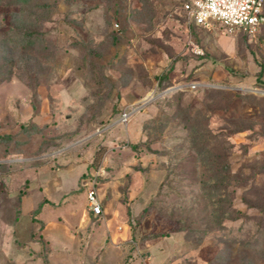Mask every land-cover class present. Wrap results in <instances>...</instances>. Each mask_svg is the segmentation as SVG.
I'll use <instances>...</instances> for the list:
<instances>
[{
  "label": "rangeland",
  "instance_id": "rangeland-1",
  "mask_svg": "<svg viewBox=\"0 0 264 264\" xmlns=\"http://www.w3.org/2000/svg\"><path fill=\"white\" fill-rule=\"evenodd\" d=\"M181 3L0 0V264H264V24L188 25ZM42 194L68 247L41 223L16 245Z\"/></svg>",
  "mask_w": 264,
  "mask_h": 264
},
{
  "label": "built area",
  "instance_id": "built-area-1",
  "mask_svg": "<svg viewBox=\"0 0 264 264\" xmlns=\"http://www.w3.org/2000/svg\"><path fill=\"white\" fill-rule=\"evenodd\" d=\"M263 3L264 0H182L181 6L188 25L210 29L214 23H219L229 30L254 36L264 23ZM114 25L118 26L116 23ZM187 44L191 52L203 54L202 47L191 36ZM129 114L124 111L121 119L126 120ZM81 187L86 192L89 212L92 215L100 214L101 201L93 174L81 179Z\"/></svg>",
  "mask_w": 264,
  "mask_h": 264
},
{
  "label": "crops",
  "instance_id": "crops-1",
  "mask_svg": "<svg viewBox=\"0 0 264 264\" xmlns=\"http://www.w3.org/2000/svg\"><path fill=\"white\" fill-rule=\"evenodd\" d=\"M78 176V175H77ZM77 190H79V187L77 188V177L74 179V182L72 184V186H70L69 188L67 189H64V186H63V189L62 191L59 192V197H63V196H67V197H71L72 195H76L75 193H77ZM26 193H27V188H26V191L23 192V195L20 196V205H22L25 201V196H26ZM69 199V198H68ZM54 199L50 196V195H44L42 194L41 198L38 199L37 201H35L34 203H32V205H30V207H28L27 210V214L30 218V225L28 226V230H27V235H26V238L23 239L21 237H19L18 235V231L16 229V226L14 227V231H15V235H16V245L18 246H21L23 244H26L28 243L29 240L32 239L31 237V234L32 232L34 231L35 227H36V223H39V222H42V228L40 229V238L43 240V241H46L50 246H53L57 243H64L63 247H68V245L65 243V241L67 243H73L74 241V234H71L70 232V229H69V226L68 227H62L60 226L58 223H64V222H58V221H54V219H44L43 220V217H37L36 214L33 215V211L38 207V205H40V209H39V212H41V207H42V204L44 202H52L54 203L53 201ZM68 201V200H67ZM58 202L54 203V205H57ZM20 210H22V207L20 206ZM38 212V213H39ZM89 215H92L90 212H89ZM36 219V221L33 220V217ZM93 216V215H92ZM19 221V215L16 217V223ZM87 221L86 222V227L90 226V224L92 223V219L89 218V216H87ZM65 224V223H64ZM57 228H61L62 232L64 233V239L60 238L56 233H57ZM66 245V246H65ZM4 255V254H3ZM5 257V256H4ZM6 260V264H7V258H5Z\"/></svg>",
  "mask_w": 264,
  "mask_h": 264
},
{
  "label": "trees",
  "instance_id": "trees-1",
  "mask_svg": "<svg viewBox=\"0 0 264 264\" xmlns=\"http://www.w3.org/2000/svg\"><path fill=\"white\" fill-rule=\"evenodd\" d=\"M22 2L25 1V0H21ZM263 12H264V3H263ZM264 24V23H263ZM262 24V25H263ZM195 26V25H193ZM260 68L256 74V83L261 85L262 87H264V78H262V74H263V64H259ZM217 91H221V89H217ZM192 107V106H191ZM196 117V115H191L190 114V108H188V110L185 112L184 116L182 117L181 121L182 123L185 125L186 129L188 130V132L191 134L193 132V122L192 120ZM2 136H0L1 138ZM204 147H202L200 149V151L203 149ZM93 163V162H92ZM91 163V165H92ZM225 174H228V172H230V169H229V165L228 164H225ZM80 189V188H79ZM78 192V190H77ZM39 209H40V205H38V207L33 211V215L37 214L39 212ZM97 215H93V217H96ZM33 217V220L36 221V219ZM225 219H232V216H226ZM42 224V222H39ZM42 227V226H41ZM31 237H33V235L31 234Z\"/></svg>",
  "mask_w": 264,
  "mask_h": 264
},
{
  "label": "water",
  "instance_id": "water-1",
  "mask_svg": "<svg viewBox=\"0 0 264 264\" xmlns=\"http://www.w3.org/2000/svg\"><path fill=\"white\" fill-rule=\"evenodd\" d=\"M170 90H172V88L165 90L164 93H167V92H169Z\"/></svg>",
  "mask_w": 264,
  "mask_h": 264
}]
</instances>
